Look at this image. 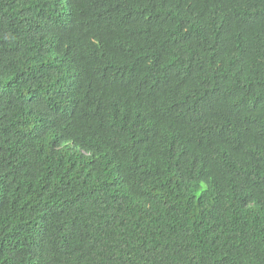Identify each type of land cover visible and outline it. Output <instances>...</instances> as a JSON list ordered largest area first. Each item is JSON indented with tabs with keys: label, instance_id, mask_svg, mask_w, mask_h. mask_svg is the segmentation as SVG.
<instances>
[{
	"label": "trees",
	"instance_id": "1",
	"mask_svg": "<svg viewBox=\"0 0 264 264\" xmlns=\"http://www.w3.org/2000/svg\"><path fill=\"white\" fill-rule=\"evenodd\" d=\"M71 3L0 0V264H264V0Z\"/></svg>",
	"mask_w": 264,
	"mask_h": 264
},
{
	"label": "clouds",
	"instance_id": "2",
	"mask_svg": "<svg viewBox=\"0 0 264 264\" xmlns=\"http://www.w3.org/2000/svg\"><path fill=\"white\" fill-rule=\"evenodd\" d=\"M63 1V0H60ZM123 7L126 14L130 15L132 19H140L138 26L136 27L140 32H146L144 35H149L155 23L162 25L164 35H167L169 29H182L192 32L197 27L199 18L202 12V0H118ZM56 4V3H55ZM66 6H69V12L74 14L76 8L71 3V0H67ZM161 6H165V11L160 10ZM80 8V7H78ZM48 15L43 16V20H47ZM108 24L105 25L103 19L96 23L85 22L88 25L94 27H102L103 30H115L130 36L127 27L123 20L117 15H111L107 19ZM152 33V32H151ZM152 35V34H150ZM228 33H218L215 36V41L226 45L237 55L243 54L246 51H250L254 46L259 43L256 42H244L242 40L228 41ZM207 72H201V76L206 75ZM260 139H256L252 142L260 151ZM72 147H75L73 143ZM81 152H85L82 148L77 147Z\"/></svg>",
	"mask_w": 264,
	"mask_h": 264
}]
</instances>
